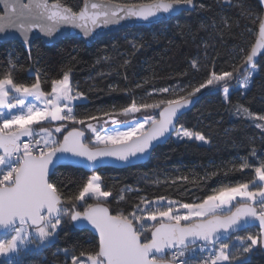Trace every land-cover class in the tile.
<instances>
[{
	"label": "snow or ice",
	"instance_id": "1",
	"mask_svg": "<svg viewBox=\"0 0 264 264\" xmlns=\"http://www.w3.org/2000/svg\"><path fill=\"white\" fill-rule=\"evenodd\" d=\"M0 3H3L5 10V15L0 16V34L14 30L26 43L28 33L34 29L53 37L62 25H68L79 29L85 38H90L96 29L124 20L135 18L149 22L161 15L195 7L194 0H148L139 4L85 0L84 7L75 12L59 0L52 3L49 0H29L28 3L0 0ZM262 49L264 19L260 20L258 38L247 53L244 67L253 65L254 57ZM11 71L0 78V108L18 109L11 118L0 121V229L9 234L0 238V256H19L30 248L33 240L38 242L31 250L38 251L50 242L66 217L70 218L74 227L87 225L98 235V247L82 251L79 257L72 256L71 264H188V257L196 251L193 247L196 241L203 242L201 252H212L204 264H218L220 261L231 264L237 258L229 253V243H220L219 249L215 245L222 237L238 231L242 224L250 221L258 222L260 233L236 236L242 245L251 241L250 245L243 247V253H249L253 246L264 243V159L254 168L255 178L260 182L259 187L252 182L255 190L250 189V183L226 185L214 190L199 203H180L178 208L186 210L183 214L174 210L176 201L168 200L165 203L163 196L154 201L142 199L144 207L136 205L127 214H112L108 207L111 193L102 190L98 175L90 177L78 194L70 196H65L52 179L55 168L72 158H77V163L87 161V166L93 168L104 158L129 162L143 157L172 132H176L178 140L205 141V137L199 133L186 129L177 131L176 121L183 110L193 103L197 93L224 86L236 79L232 72L213 73L187 98L161 99L157 103H142L139 106L133 102L120 109L118 115L131 119L120 120L116 115L104 112L103 116L111 120L113 127L103 130L104 134L101 135L102 126L89 123L87 128L95 134L96 139L85 143V133L75 127L64 134L62 140L54 138L49 129L41 127L37 131L33 127L49 120L84 124V120L76 118L71 106L74 100L82 96L79 93L75 96L71 94L68 72L63 74L62 79H53L51 92L46 93L41 89L39 78L31 85H25L15 82ZM251 76L250 73L249 78ZM223 90L227 99L229 90L227 87ZM168 91L167 88L159 90ZM10 93L33 97L44 107H38L35 103L25 104L23 98L17 99ZM141 109L159 110V117L148 115L141 119L135 115L141 113ZM240 111L249 118L253 116L246 108ZM87 119L99 124L96 116ZM256 121H264V115L256 116L254 120L255 126L264 132V123ZM64 127L63 123L59 124L54 129L55 133H61ZM22 137L28 140H22ZM250 166L245 160L240 170ZM120 199L123 200L124 196L121 195ZM89 200H94V203H89ZM81 206L82 211L79 210ZM146 221L157 223L148 227ZM149 231L150 238L146 235ZM5 264H10V261Z\"/></svg>",
	"mask_w": 264,
	"mask_h": 264
},
{
	"label": "trees",
	"instance_id": "2",
	"mask_svg": "<svg viewBox=\"0 0 264 264\" xmlns=\"http://www.w3.org/2000/svg\"><path fill=\"white\" fill-rule=\"evenodd\" d=\"M84 1L59 0L75 12ZM115 2L139 4L148 0ZM194 4V11L166 23L123 30L91 47L75 41L62 42L51 49L35 42L29 52L17 42L0 47V78L12 69L10 74L17 83L31 85L39 78L42 85H48L68 72L74 93L83 99L75 104L74 113L84 124L94 121L87 119L89 116L107 118L104 112L118 115L120 109L133 102L139 106L161 99L187 98L213 73L227 71L236 77L224 86L197 93L200 101L178 121L177 130L199 133L205 137L206 145L172 137L157 147L143 165L95 173L101 178L102 190L111 193L108 207L112 214H127L136 205L144 207L142 199L154 201L160 196L177 203H199L220 187L252 183L254 168L264 159V132L254 122L256 116L264 115V55L254 66L256 74L247 89L239 86L253 69L240 72L254 44L262 10L255 0H194ZM224 87L229 90L227 101L223 99ZM165 88L169 91L159 92ZM242 108L248 109L252 118L240 111ZM40 128L36 127L37 131ZM68 128L72 130L73 126ZM90 139L88 135L86 143ZM245 160L251 166L240 170ZM89 175L65 167L58 169L52 179L65 196H70L78 194ZM249 232L256 230L247 229L231 239L246 237ZM149 234L150 231L146 233L148 237ZM97 247L98 240L90 232L74 229L66 217L54 240L38 251L30 249L8 261L71 264L72 256L79 257L82 251ZM235 250L241 251L242 247L235 244L228 250L237 258L231 262L264 264L260 245L247 258H239ZM204 252L207 250L195 251L188 264H200Z\"/></svg>",
	"mask_w": 264,
	"mask_h": 264
},
{
	"label": "water",
	"instance_id": "3",
	"mask_svg": "<svg viewBox=\"0 0 264 264\" xmlns=\"http://www.w3.org/2000/svg\"><path fill=\"white\" fill-rule=\"evenodd\" d=\"M255 1L258 3L259 7L262 10L261 19H264V3H261V0H255ZM21 2L22 3H28L29 0H21ZM49 3H52V2L49 0ZM84 5H85V1L83 3L82 7L80 8V10L84 7ZM194 8L190 7L188 9H180V10L173 12L170 15H161L158 19H154V20H151L149 22L139 21V20H136L135 18L124 20V21H121L119 24H112V25H109L107 27H102V28L96 29L94 35L91 36L90 38H85L79 29L72 28L71 26H68V25H62L59 28L58 32L54 33L53 37H47L43 33L39 32L38 29H34L28 33V42L27 43L25 42V39L23 37H21L18 32L14 31V30L7 31L3 34H0V47L5 45L6 43H9V42H17L18 44H20L25 49V51L29 52L32 44L35 42H40L44 47L51 49V48L55 47L56 45H58L62 42H66V41H75V42L83 43L86 47H91L94 43L100 41L101 39H103L106 36L116 34L120 31L127 30V29L151 28L155 25L166 23V22L180 16L184 12H192V11H194ZM3 15H5L4 5H3V3H0V16H3ZM258 35H259V24L257 27V34H256V38H255L254 43L256 42ZM263 55H264V49H262L260 52H258L257 56L254 57V64L249 65L248 67H244L245 61H246V59H245L243 65L241 67L240 72H246L249 69L254 68V66H256L259 59ZM200 99H201V95L193 97V103L189 107H187L185 110H183L182 115H180L178 120L176 121V130H177V124H178V121L180 120V118L183 117L190 110H192L194 108V106L198 103V101H200ZM158 117H159V113H158ZM108 122H111V120H107V123ZM92 124L97 126V123H92ZM54 129H55V127L52 128V132L55 136L61 134V133H55ZM64 129H65V127L62 128V132L64 131ZM67 132H65L64 134H67ZM83 132L85 133V136H84V142L85 143H86L88 135H90L91 137L95 136V134H93L87 128V125L85 127V131H83ZM174 133L175 132H172L171 134H169L167 136L166 139H162L160 143L156 144L152 148L150 154L145 155V156L140 157V158L131 159L129 162L117 161L114 158H104L101 162H98L93 168H89L87 166V161H82V162L77 163L76 162L77 158H72L70 160L63 162L62 165H58L55 168L54 173L58 169L65 168V167L77 169V170H82L85 173L92 174V173H96L97 171H99L101 169H125V168H129V167L137 166V165H143V164L148 162L152 152L157 147H159V146L165 144L167 141H169L172 138ZM64 134H62L61 140L63 139ZM25 138H27V137H22L21 139H25ZM72 226H73V224H72ZM74 229L79 230V231H88L98 240V235L94 232V230H92L90 228V226H87V225H85L84 227L76 226V227H74ZM247 229H256L260 233V228H259L258 222H251L250 221L247 224H242L240 226V228L238 229V231L231 233L227 237H222L220 242L227 241L231 237H233L234 235H236L240 232H243ZM6 235H8V233H6L5 230L0 229V238L4 237ZM150 236H151V233L149 234V238H150ZM202 244H203L202 241H196V243H195V245H193V247L201 246ZM260 249H261V252L264 254V243L260 244Z\"/></svg>",
	"mask_w": 264,
	"mask_h": 264
},
{
	"label": "rangeland",
	"instance_id": "4",
	"mask_svg": "<svg viewBox=\"0 0 264 264\" xmlns=\"http://www.w3.org/2000/svg\"><path fill=\"white\" fill-rule=\"evenodd\" d=\"M256 70H257V69L253 68V69L247 74V76H246V80L243 79V81H241V83H240L239 86L242 87L244 90L247 89V87H248V83H249V81H250V79H251V78H249V74L251 73V74H252L251 77H253V76L256 74ZM69 77H70V76H69ZM62 78H63V77H62ZM62 78H61V79H62ZM244 85H247V86L244 87ZM70 87H71V84H70ZM41 89H42L43 91H45L46 93H50V92H51V83L48 84V85H42V84H41ZM71 89H72V87H71ZM71 94L74 95V96L76 95V94L74 93L73 89H72ZM10 95H15L17 99L23 98V99L25 100V104L35 103V104H37L38 107H41V108L44 107V105H43L41 102L36 101L33 97H20L18 94H15V93H10ZM228 96H229V91H228ZM223 99H224L225 101H227V99H228V98L225 99V93H224V91H223ZM82 101H83L82 98H81V99H78V100H74V101L72 102L71 106H72L73 109H74L75 104H76V103H79V102H82ZM13 103H15V101H13ZM61 103H64V102H61ZM17 111H18V109H12V110H9V109H7V108H0V113H3V115H0V121H2V120L5 119V118H11V115L15 114ZM158 113H159V110H153V109H147V110H145V109H141V113H137V114H135V115H136L137 117H140L141 119H143V116H148V115H155V117L157 118V117H158ZM142 114H143V115H142ZM116 118H117V119H120V120L131 119L130 117H124V116H122V115H116ZM107 120H108V118L99 119V124L97 123V121H91V122L85 123L84 126L81 125V124H78V123H74V122H72V121L59 122V121H50V120H49V121H41L39 125H33V127L36 128V127H38V126H40V127H44L45 125H49V126H47V127H45V128H46V129H49V130H52V127H55L54 125L58 126L59 124L63 123V124L65 125V127H67V128H68V126H73V127H77V128L79 127V130H83V129H84V131H85V126L88 125L89 123H97V126H98V127H101V126H102V131H101L100 134L103 135V134H104V131H103V130L111 129V128L113 127V125H112L111 122L105 123V121H107ZM65 122H66V123H65ZM146 127H147V126H146ZM121 130H123V129H121ZM66 131H70V129L68 128ZM66 131H65V132H66ZM177 131H182V130L179 129V130H177ZM42 136H43V133H41V137H42ZM53 136H54V138H56V136H55L54 134H53ZM89 136H90V135H89ZM90 137H91V136H90ZM172 137H174L176 140H178L177 137H176V132L173 134ZM38 138H40V137H38ZM95 139H96V136H93V137H91L90 140H88L87 143H91V142L94 141ZM178 141H195V142H197V143H199V144H202V145H206V144H207V141H206V140H205V141H197V140H195V139L188 140V139L185 138V139H183V140H178ZM0 154H1V153H0ZM94 175H97V174L92 173V174L89 175V178L92 177V176H94ZM253 182L255 183V186H256V187H259V186H260V182H259L258 180H256V178H255V180H254ZM250 189H251V190H255V188L252 187V183H250ZM108 200H109V198H108ZM167 201H168V200H165V203H166ZM88 202H89V203H94V200H89ZM233 203H235V202H233ZM179 204H180V203H177L176 208H175L174 210H179V211L183 214L184 212H186V210H185V209H179V208H178V205H179ZM145 223H146V226L150 227V226L156 224L157 222H156V221H146ZM255 230H256V229H255ZM56 234H57V233H56ZM56 234H54V237H53L50 241L54 240ZM249 234L258 235L259 232L256 230V232H249ZM249 234H248V235H249ZM8 235H9V234H8ZM4 237H5V236H4ZM4 237H2V238H4ZM230 239H231V238H230ZM230 239H229V240H230ZM229 240H228V241H229ZM228 241H226V242L223 241V242H221V243H229L230 248H231L232 246H233V248H234V245H235V244H238V245L240 246V249H241V247H242V250H241V251L235 250V255H239V256H241V257H239V258H247V257L250 255V253H251V252L255 249V247L257 246V245H256V246H253L252 250H251L249 253H243V247L246 246V245H250V244H251V241H246V243H245L244 245H242V244L240 243V241H237L236 238H234V239L232 238L229 242H228ZM37 242H38V241L33 240V244L30 246V248L24 250L23 252H26V251H28V250H30V249H32V248H35ZM218 244H220V242H219ZM218 244H216V245H218ZM258 245H260V244H258ZM219 247H220V246H219ZM219 247H215V248H216V249H219ZM194 248H196V251L201 252V251H200V246H196V247H194ZM230 248H229V249H230ZM207 251H209L210 253H212L210 250H207ZM242 253H243V255H242ZM16 256H17L16 254H11L9 257H3V256H0V262H1V261H8V260H11L12 258H14V257H16ZM81 259H86V257H82ZM200 264H203V263L201 262ZM218 264H229V261H220V262H218ZM231 264H236V263H235V262H231Z\"/></svg>",
	"mask_w": 264,
	"mask_h": 264
},
{
	"label": "built area",
	"instance_id": "5",
	"mask_svg": "<svg viewBox=\"0 0 264 264\" xmlns=\"http://www.w3.org/2000/svg\"><path fill=\"white\" fill-rule=\"evenodd\" d=\"M22 140L27 141L28 138H25V139H22ZM211 254H212V253H210L209 251L202 253V254H201V262L204 264V262L208 259V257H209ZM170 255H171V254L169 253V257H170ZM193 255H194V254H193ZM191 256H192V255H191ZM191 256H189L188 259H189ZM181 259H182V258H181Z\"/></svg>",
	"mask_w": 264,
	"mask_h": 264
},
{
	"label": "flooded vegetation",
	"instance_id": "6",
	"mask_svg": "<svg viewBox=\"0 0 264 264\" xmlns=\"http://www.w3.org/2000/svg\"><path fill=\"white\" fill-rule=\"evenodd\" d=\"M55 127H56V125H54ZM86 127V126H85ZM52 128H54V127H52ZM68 128L67 127H65V129H64V131L63 132H61V134H59V135H57L56 136V139H59L60 137H62V134H64L65 133V131L67 130ZM52 131V130H51ZM81 131H84V129L83 130H81ZM67 132V131H66Z\"/></svg>",
	"mask_w": 264,
	"mask_h": 264
}]
</instances>
